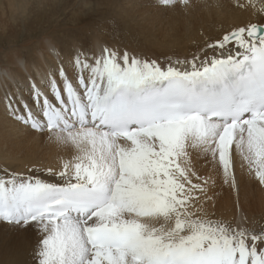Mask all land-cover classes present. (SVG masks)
Wrapping results in <instances>:
<instances>
[{
    "label": "snow or ice",
    "instance_id": "1",
    "mask_svg": "<svg viewBox=\"0 0 264 264\" xmlns=\"http://www.w3.org/2000/svg\"><path fill=\"white\" fill-rule=\"evenodd\" d=\"M234 6L249 19L190 58L52 47L0 96L6 116L70 152L57 167L0 168V224L35 230L32 264H264V227L208 210L216 176L264 188V0Z\"/></svg>",
    "mask_w": 264,
    "mask_h": 264
},
{
    "label": "rangeland",
    "instance_id": "2",
    "mask_svg": "<svg viewBox=\"0 0 264 264\" xmlns=\"http://www.w3.org/2000/svg\"><path fill=\"white\" fill-rule=\"evenodd\" d=\"M206 1L190 0L191 4L189 3V7L187 5L185 11L181 8L164 7L160 2L149 3L144 0H26L24 9L17 12L12 20L13 31L6 29L0 32V60L5 59L9 44L23 43L26 37L27 39L31 37L35 43L43 36L63 41L62 39L71 37L69 33L65 34V29L69 28V32L74 33L71 28L75 26L86 30L93 27L101 30L103 27L108 39L116 38L111 42H115L117 48L123 49L127 46L149 48L152 52L147 58L162 61L158 50L162 49V46L172 45L175 36L183 35L185 31L192 29L193 18L196 19L206 6H215L223 0ZM214 1L217 2L215 5ZM53 29L63 30L61 33L60 30L57 32ZM32 133V136L21 140L13 136L0 139V168L25 171L32 164L45 167L47 162L51 163V167H57L61 157L67 159L70 155L66 149L50 142L46 134L38 135L34 131ZM21 159L27 160L28 163L22 165ZM201 166L198 165L203 169ZM41 176L47 175L42 173ZM242 183L246 197H253L254 203L242 202L239 188L234 189L223 184L220 177L216 176L215 185L211 187L213 199L208 202V210L213 212L216 218L233 225L259 230L264 227V190L253 180L251 183L253 187L247 181ZM237 204L244 208L246 223L242 221V214L236 210ZM225 207L227 212H224ZM35 241L36 232L33 229L20 232L0 224V264H8L18 258L21 252L30 250ZM28 257V260L19 261L18 264H32L31 255Z\"/></svg>",
    "mask_w": 264,
    "mask_h": 264
},
{
    "label": "bare ground",
    "instance_id": "3",
    "mask_svg": "<svg viewBox=\"0 0 264 264\" xmlns=\"http://www.w3.org/2000/svg\"><path fill=\"white\" fill-rule=\"evenodd\" d=\"M144 1L149 3L160 2V0ZM234 1L235 0H230L228 2L227 0H223L222 2L218 1V4H216L217 2L214 1V5H216H211L212 7L206 6L203 12L200 11L202 13H199L196 19L194 16L197 14H195L193 16L192 29L185 31L183 35L175 36L172 39V45L162 46L163 48L158 50L159 55L162 56L161 60L163 61L167 57H171L173 60L184 59L186 57L190 58V54L196 52L198 48L202 47L205 43V40L211 42L213 39L220 38L224 31L230 30L234 25L240 24L249 19L247 12L242 11L234 6ZM25 3L26 0H0V32L5 31L6 29L11 32L13 31L14 27L12 25V20L17 12H21L24 9ZM189 3L191 4L190 0H188V7L190 5ZM195 5H197V3ZM73 27L74 28L71 29L74 33L69 32V28L65 29V34L69 33L71 37L64 38L62 39L63 41L55 40L53 37L43 36L42 39L34 43V40H32L31 37L27 39V37L25 38L24 36L25 40L23 43L15 42L9 44L7 46L8 51H6V54L4 55L5 59L0 60V96L3 95L6 89L11 88L14 80L22 81L27 75H35L46 68L53 59L52 54L49 52V49L52 47H55L61 54L65 56H67L74 47L79 45L92 47L95 49L99 43H106L109 46L116 47V43L111 42L112 40H116V38L108 39L107 35L105 34L106 30H103V27L101 30H97L94 27L87 30L82 27ZM59 30L62 33L63 29H53V31L57 32H59ZM98 31L101 32L98 33ZM81 36L83 37L81 38ZM17 45L19 47L15 48ZM124 48H127L129 51H134L144 57H147V55L152 52L149 48L143 49L137 46H127ZM8 53L10 54L8 55ZM32 131L33 130L30 128H24L18 125L10 117L6 116L3 105H0V139L6 137L10 138L13 136L16 139L19 138L21 140L24 137L27 138L32 136ZM20 163L25 165L28 162L25 159H21ZM198 165H202L201 168L203 169H201V172H208L207 168L203 166L202 161ZM46 166H51V163L47 162ZM237 176L241 201H249L250 204L254 203L253 197L247 198L244 193L245 187L241 186V184H243L242 182L247 181L253 187L251 184L252 180H250L246 175H241L239 172H237ZM41 177L47 180L53 179V177L48 175ZM212 191L213 190L210 188L208 194L211 195ZM252 194H255V192H252ZM224 212H227L226 207ZM30 252L31 249L24 253L21 252L18 258L13 259L8 264H18L19 261L23 262L28 260Z\"/></svg>",
    "mask_w": 264,
    "mask_h": 264
}]
</instances>
